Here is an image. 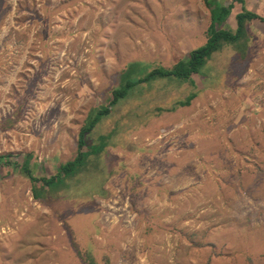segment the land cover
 <instances>
[{"label":"rangeland","instance_id":"rangeland-1","mask_svg":"<svg viewBox=\"0 0 264 264\" xmlns=\"http://www.w3.org/2000/svg\"><path fill=\"white\" fill-rule=\"evenodd\" d=\"M209 3L233 4L231 31L236 13L264 16V0H0V155L57 174L131 65L170 69L206 44ZM250 33L246 61L225 44L187 80L134 87L63 191L35 199L0 167V264H264V28Z\"/></svg>","mask_w":264,"mask_h":264},{"label":"trees","instance_id":"trees-1","mask_svg":"<svg viewBox=\"0 0 264 264\" xmlns=\"http://www.w3.org/2000/svg\"><path fill=\"white\" fill-rule=\"evenodd\" d=\"M241 1V0H236ZM211 10V24L209 27V37L203 47L194 49L190 52L186 60L179 61L175 66L170 69L167 68H154L148 65L141 64L140 62L134 63L122 75V85L115 89L112 93V99L107 106H101L93 109L85 125L81 128L78 135V154L77 156L64 164H61L57 170V174L49 178H36L33 176L32 170L29 168L30 164L36 160L33 154L24 156L23 164L15 162L13 155H0V167L13 165L19 168L22 174L27 175L33 184V196L35 199H46L48 193H59L65 188L69 187V181L86 165L90 156L98 157L106 146L111 142L109 141L111 135L101 136L98 142L88 146V136L96 129V127L104 120L105 117L112 113L113 107L118 102L127 97L129 92L136 86L141 84H149L152 81L160 79H177L187 80L194 74L205 67L211 56L220 50L225 44H233L243 41L246 34V27L248 23H257L264 25V17L253 13L242 11L236 16L237 29L235 32L227 29L220 28L227 20L233 9V4L229 7L225 5L210 4ZM145 70V71H144ZM194 99V95L187 98L186 101H180L178 106L185 107L190 105ZM175 110V107L170 111ZM69 180V181H68Z\"/></svg>","mask_w":264,"mask_h":264},{"label":"crops","instance_id":"crops-1","mask_svg":"<svg viewBox=\"0 0 264 264\" xmlns=\"http://www.w3.org/2000/svg\"><path fill=\"white\" fill-rule=\"evenodd\" d=\"M233 10V9H232ZM232 13V12H231ZM239 13H236L235 14V19H236V16L238 15ZM231 15V14H230ZM259 15V14H258ZM260 16H262V15H260ZM262 17H264V16H262ZM251 25H255L257 28H259L260 30H262L263 28H264V25H261V24H255V23H248L247 24V27H246V34H245V36H244V38H243V41H240V42H237V43H233V44H228V46H232L233 47V49H234V51H235V60H241V61H246V59L247 58H249V52L251 51V46H252V41H253V38L255 37H253V35L250 33V27H251ZM236 29H237V21H236ZM236 29L233 31V32H235L236 31ZM256 38V37H255ZM221 50V49H220ZM220 50H218V51H216V52H219ZM253 50V49H252ZM253 51H255V49L253 50ZM215 52V53H216ZM261 52V51H260ZM259 52V53H260ZM214 53V54H215ZM212 57V56H211ZM206 66V65H205ZM204 68V67H203ZM202 68V69H203ZM201 71V70H200ZM199 71V72H200ZM243 73H247L246 72V69L243 71ZM242 73V74H243ZM198 74V73H197ZM235 98H237V97H235ZM173 112V111H172Z\"/></svg>","mask_w":264,"mask_h":264}]
</instances>
